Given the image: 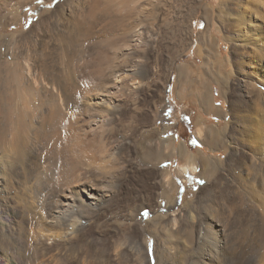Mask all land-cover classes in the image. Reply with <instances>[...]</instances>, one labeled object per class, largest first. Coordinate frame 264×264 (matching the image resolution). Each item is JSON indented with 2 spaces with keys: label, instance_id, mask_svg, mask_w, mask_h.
Segmentation results:
<instances>
[{
  "label": "bare ground",
  "instance_id": "bare-ground-1",
  "mask_svg": "<svg viewBox=\"0 0 264 264\" xmlns=\"http://www.w3.org/2000/svg\"><path fill=\"white\" fill-rule=\"evenodd\" d=\"M32 1L0 0V35L4 27L19 24V11ZM164 1L60 0L59 14L52 13L57 56L49 67L39 42L47 30H22L24 36L32 32L29 40L1 35L0 264H264V134L250 140L249 155L233 148L229 162L238 172L210 164L201 150L188 155L182 146L188 161L177 176L182 183L188 174L202 178L204 214L187 210L185 201L177 208L180 185L168 167L154 169L161 175L155 186L159 204L154 198L129 201L133 189L123 182L119 154L131 150L133 140L122 116L137 108L144 19ZM227 1L236 85L247 90V103L254 102L253 90L262 89L254 82L264 85V0H221L220 16ZM204 33L200 40L212 44ZM212 52L207 48L206 62ZM213 80L225 90L222 77ZM203 97L208 113L225 116L210 96ZM144 122L151 123L150 117ZM207 131L196 122L194 134L209 148ZM152 137L145 133L143 144L155 159L161 143ZM169 151L160 164L169 160ZM247 162L251 171L244 175ZM164 199L165 214L160 213Z\"/></svg>",
  "mask_w": 264,
  "mask_h": 264
},
{
  "label": "rangeland",
  "instance_id": "rangeland-1",
  "mask_svg": "<svg viewBox=\"0 0 264 264\" xmlns=\"http://www.w3.org/2000/svg\"><path fill=\"white\" fill-rule=\"evenodd\" d=\"M59 2L60 0H33L19 11L20 13L17 17L19 24L14 23L11 26L4 27L1 35L3 34L9 40L24 38L29 40L32 32L24 36L22 30L28 32L30 28L34 27L32 28L33 34L41 29L47 30L46 36L43 39L40 37L41 40L39 42L44 44L43 57L47 62V66H51L52 60L57 56L56 46L51 41L57 35L56 28L53 25V18L56 15L52 13L56 12V6ZM220 2L221 0H165L160 9L159 7L150 8L151 14H148L149 18L147 16L144 19L145 21L143 20L145 26L143 24L142 30L146 28V33L144 39H142L143 44L138 49L141 52L137 51V55L143 57L141 59H144L142 62L144 68L141 67L143 70L140 69L139 75L135 80L138 82H135L134 85H138L135 88L138 91L135 97L137 100L134 98L133 101L135 105L137 104L135 106L137 108L123 110L124 114L122 116L126 120L124 122L125 125L133 121L132 127L123 126L124 132H128L130 129L129 136L133 140V146L131 150H124L121 155L119 154L120 168L123 169L122 172L125 171L123 182L130 185L133 189V195H130L131 198L129 200L131 202L135 200L136 202H141L142 200L152 201V198H154L156 203L158 201L159 204L161 197L158 196L159 190L156 187H158V180H160L161 175L157 174L155 170H159V166L161 168L168 167L178 178L180 185L178 190L180 200L177 208L181 207L185 201L184 207L187 210H193L192 212L197 215L205 213L204 206H201L205 195L201 194V187L204 185L202 178L198 175L188 174L186 176L188 178L187 182L182 183L180 177L177 176L179 167L184 163L180 158V156L182 157V145H188V139L191 137V139L197 140V147L194 152L201 150L210 161V164L217 166L224 163L228 166V169L236 172L239 167L229 162L233 148H240L242 153L249 155V151L251 152L252 150L249 144L250 140L264 134V85L258 81L259 84L263 85L259 87L261 85H257V81L254 82L257 88H262L253 90L256 102L249 101L247 103L245 95L247 90L238 89L235 81L238 62H236V55L233 52V44L230 39L231 33L229 31L230 25L228 24V17L229 19L232 17V13L228 9L231 4L230 1L224 3L223 16H220L217 11ZM55 14H59V12ZM7 19V14L3 13L1 20L4 24ZM38 27L41 28L38 29ZM205 31L212 38L214 44H206L200 40ZM209 47L213 51V56L208 60L209 62H206V57L204 56ZM156 59H159V61ZM157 64L158 67L156 66ZM159 67L160 69H158ZM153 71L158 72L154 74ZM213 77H222L224 79L225 90H221L220 86L214 83ZM205 95L208 97L207 99L210 96L213 104H217L220 110L219 114L225 115L224 117L212 116L210 113L203 115L205 108L202 105L199 106L198 103H201L202 100L204 101L206 97L204 98L203 96ZM250 103L251 105H249ZM182 111H185L183 113L190 112L189 119H191V122L195 121V123L191 124V128L180 121ZM196 114L197 120H192V117H195ZM154 116L158 117L155 127L153 126L155 122ZM146 117H150L151 123L144 122ZM200 119L208 129L207 135L209 134L208 137L210 136L208 141L209 148L206 145L204 146V143L194 134L196 122ZM243 121L246 125L243 124ZM256 121L257 123H255ZM255 130L258 131L255 132ZM209 131L211 133H208ZM145 133H153L152 139L161 143L160 149H154L155 159L150 157L145 144H143L145 143L143 138ZM258 133L260 134L258 135ZM167 150H170L166 153L168 155L166 158H169V160L160 164L162 159H164L162 153ZM187 153L192 154L189 149H187ZM247 164L248 166H246ZM198 166L201 168L200 170L204 167L202 163ZM216 166L213 167V170H215ZM250 166V162L245 163L242 165L241 172L244 175H248L249 171H251ZM165 173L167 172L162 173L163 177L166 175ZM172 186L174 187V181ZM123 195L121 193L120 198H124ZM128 199L126 198V200ZM122 200L125 201V199ZM216 202H218V198L212 200L213 204H216ZM166 204L167 201L164 199L160 207V213H168V208L165 207ZM152 215V213H149L148 217Z\"/></svg>",
  "mask_w": 264,
  "mask_h": 264
},
{
  "label": "crops",
  "instance_id": "crops-1",
  "mask_svg": "<svg viewBox=\"0 0 264 264\" xmlns=\"http://www.w3.org/2000/svg\"><path fill=\"white\" fill-rule=\"evenodd\" d=\"M198 105H199V106L202 105V106L205 108L204 103H198ZM205 109H206V108H205ZM205 109H204V113H203V115H204V114H209V113H208L209 111H208V110H205ZM183 112H185V111H182V113H183ZM187 112H188V111H187ZM182 113L180 114V117H181ZM189 114H190V112H188V113H184V116H185L187 119H189V118H190ZM210 114H212V116H214L213 113L210 112ZM196 116H197V114L195 115V117H192V120H193V119H194V120H195V119L197 120V117H196ZM198 121L202 122L201 119L198 120ZM193 123H195V121L192 122V124H193ZM190 139H191V137H189L188 140L190 141ZM187 142H188V141H187ZM187 144H188V145H182V146H183L182 149H189V151H190L192 154H188V155H194V154H197V153L199 152V151H198V152H194V151L196 150V148L193 149V148L191 147V145H190L189 142H188ZM186 151H187V150H186ZM204 156H205V155H204ZM180 158L184 161V163H185L186 161H188V158H187V156H185V155H182V157L180 156Z\"/></svg>",
  "mask_w": 264,
  "mask_h": 264
},
{
  "label": "trees",
  "instance_id": "trees-1",
  "mask_svg": "<svg viewBox=\"0 0 264 264\" xmlns=\"http://www.w3.org/2000/svg\"><path fill=\"white\" fill-rule=\"evenodd\" d=\"M180 121L182 122V124H186L187 126H190V128L192 127L191 124V119H187L185 116H184V113H182L181 117H180ZM191 132V131H190ZM191 147L193 149H195L197 147V140L195 139H190L189 141Z\"/></svg>",
  "mask_w": 264,
  "mask_h": 264
}]
</instances>
